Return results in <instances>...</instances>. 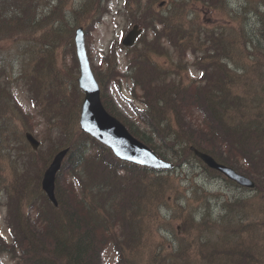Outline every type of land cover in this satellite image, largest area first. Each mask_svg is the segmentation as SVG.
<instances>
[{
    "label": "trees",
    "instance_id": "1",
    "mask_svg": "<svg viewBox=\"0 0 264 264\" xmlns=\"http://www.w3.org/2000/svg\"><path fill=\"white\" fill-rule=\"evenodd\" d=\"M69 1L0 0V35L2 28L7 25L9 28L5 30H13L21 36L36 25L39 18L47 19L49 15L53 20L50 21L53 37L43 41L39 39L38 51L43 55L42 62L34 60L37 53L33 55L35 65L26 74L29 79L26 86L31 103L39 109L47 126L55 125L53 132L48 134V137L53 138V143L38 167L36 183H32L33 174L30 171L24 170L20 175H13L18 184H23V192L26 193L31 186L37 195H24L25 211L20 208L15 211L9 207L8 213L13 212L25 228L22 229L20 225L17 230L8 228L11 244L0 234V264L4 256L16 261L15 264H56L54 259L50 262L33 255L28 246L31 234V241L35 237L40 242L52 240L56 255L63 254L60 261L66 264H79L91 256L93 240L87 243L86 234L66 242L61 224L47 216L41 219V211L37 218L42 224L41 231L35 230L25 221L27 210H42L46 206L56 212L65 207L67 195H61L59 191L61 179L68 177L77 184V196L98 198L99 201H106V205L101 212H97L92 210L91 205L82 203L88 209V215L81 217L66 212L69 225L64 224L65 228H88L93 223L103 227L107 219L117 213V220L122 224L142 221L146 228L177 219L180 221L181 235L192 236L196 240L194 248L190 246L191 250L185 248L182 241L176 247L165 238L170 248L166 246L163 249L166 251L159 247L150 250V258L145 264H264V54L258 51L264 41V30L259 33L253 23L248 27L246 19L238 15L223 18L226 23L229 21V28L225 24H220L221 28L204 26L198 17L193 16V12L191 14L188 11L192 7L190 0H166L170 7L166 13L160 9L154 10L156 0H124L125 7L132 14L131 22L139 23L143 27V34L130 48H124L119 41H112L113 53L108 57L104 54L101 65H93L106 110L159 156L168 159L169 153L175 152L174 167L189 164L195 159L205 170L220 177L218 172L207 168L193 154L190 147H194L256 182L251 195L221 199L216 213L212 198L209 195H206V199L202 198L203 195H194V186L188 188L185 195H170L171 191L178 194L181 187L173 171L157 175L142 167L121 162L107 147L80 130L78 116L83 94L76 83L78 67L72 41L74 27L70 25V17L73 16L88 33L94 29L95 20L92 22L90 18V7L101 1L84 0L81 7L72 8L68 16L69 5L63 6V3ZM191 1L200 2L214 10L223 7V3L228 4V0ZM245 1L250 7L247 10L250 18L262 20L264 0ZM43 2L52 5L46 16L38 12ZM64 29L67 30L65 35ZM147 29L151 35L145 38ZM258 33L262 34V38H258ZM232 40L239 43L233 46L234 50H256L252 53L256 59L251 60V67H232L228 44ZM63 46L65 50L61 51ZM109 49L111 52V47ZM66 50L70 51L72 70L75 71V76L70 80L63 77L62 68L57 62V57L60 60L61 53L65 56ZM118 50L124 52V71L120 69ZM188 54L193 57L194 68L199 72L197 79H188L183 70L182 60ZM0 75L9 86L15 82L4 69L0 68ZM122 79L129 84V95L122 94V97L128 102L133 118L120 111L110 94V87ZM240 87L246 89L244 94L239 92ZM4 88L5 83L0 82V106L12 107L13 100L5 97ZM70 90L76 95L74 104L65 97ZM233 99L241 101V110L233 109ZM249 102L254 110L252 113L248 108ZM67 110L69 113L63 116ZM8 115H0V160H9L6 149L13 137L18 139V146L23 152L39 153L41 145L37 151H32L25 140L24 134L28 129L15 132L16 125L11 123V129L6 122ZM196 119L200 125H196ZM195 126L200 127V132L191 133L189 128ZM62 147H70V152L56 176L55 195L59 207L55 209L41 190L40 180L53 155ZM142 178L150 184L147 195L141 185ZM124 180L136 181L140 187L135 192L127 191L121 188ZM188 191L191 196L187 195ZM193 198L201 201V208H190ZM216 199L219 200L217 196ZM120 202L121 210H118ZM168 206L172 210L176 209V212L166 218L161 208L164 207L168 213L171 211ZM126 244L128 247L129 241ZM135 247L132 250L127 248V253L137 255L140 248L139 245ZM138 258L137 255V261ZM119 262V256L115 255L114 264Z\"/></svg>",
    "mask_w": 264,
    "mask_h": 264
},
{
    "label": "rangeland",
    "instance_id": "2",
    "mask_svg": "<svg viewBox=\"0 0 264 264\" xmlns=\"http://www.w3.org/2000/svg\"><path fill=\"white\" fill-rule=\"evenodd\" d=\"M83 1L84 0H70L67 4L63 3V6L69 5L67 7V9H69L68 16L71 9L80 8ZM160 2L161 0L155 1V4H153L154 10L157 11V9H160L161 12L166 13L167 10L170 9L169 4H166L165 2L164 5L159 6ZM189 4L192 7H189L188 11H190L191 14L193 12V16L198 17L199 21L203 22L204 26H209L211 28L218 26L221 28L220 24H225L226 27L229 28V21L226 23L223 18L229 15H238L246 19L245 23L248 27L253 23L258 28L257 30L259 33L262 32L260 30H264V18L260 21H256L255 18H250V14L247 13V10L250 7L245 0H228V4L223 3V7H218L215 10L206 5L204 6L199 2L193 3L191 0L189 1ZM51 8L52 5L49 2H43L38 8V12L41 16H46L49 14V9ZM104 10L107 14H105L101 22L97 24L95 31L92 32L87 39L89 40V50L96 67L101 65L98 64L100 54L106 53L105 55L108 57L113 53V40L122 39L124 33L129 31L133 24H137L139 28L143 29L139 23H131L132 14L131 11L125 7L124 0H102V4L100 3L91 6L89 14L92 22L94 19H98L102 13L104 14ZM96 13L98 15H96ZM227 18L229 19V17ZM135 19L138 21V18ZM70 20L71 27L79 26L73 16L70 17ZM50 21L53 20L49 18V15L47 16V19L39 18L37 24L31 26L21 36L15 34V31L13 30H5V28H9V25H7L2 28L0 35V68L10 73L11 78L15 81L9 86L8 83L2 81V76L0 75V82L5 83L4 95L7 99L10 97L14 103L12 107L8 105L0 106V115L3 113L9 114L6 118V122L9 123L11 129V123L12 125H16V128H14L15 132L28 129L25 132L33 134L41 142L39 153L32 154L26 151L23 152L22 148L18 146V139L13 137L6 149V155L9 160H0V234L3 238H6L8 244L12 243L8 232L9 227L17 230V227L20 225L22 229L25 228L24 223H20L13 212L8 213L9 207H13L15 211L19 208L22 209V211H25L24 195H37L36 190H33L31 186L28 187L26 193L23 192V184H18L16 179L13 178V175H20L24 170L30 171L33 174L31 181L32 183H36L39 173V171H37L38 167L40 168V163L49 153L53 143V138L48 137V134L53 132V127L55 125L50 124L51 126H47L46 120L40 115L39 109L31 103L28 94V87L26 86L29 84V79L26 74L27 72L29 73V70L35 65V62L32 61L33 55L37 53L34 60L42 62L43 55L38 51V46H40V43L38 44L39 39L43 41L44 39L53 37ZM66 33L67 30L64 29L63 35ZM259 33L258 38H262V34ZM150 35L151 31L147 29L144 34L145 38ZM248 41L249 39L247 38V42ZM228 44L231 49L230 56L232 58L230 60L232 67H236L237 65L239 67L244 66V69H246L251 65V60L256 59L252 54L256 50L250 48H247L248 51L234 50L233 46L239 44L237 40H232L231 42H228ZM109 47L112 49L111 52L109 51ZM63 50H65L64 46L61 47V51ZM258 51H262L264 54V41L260 45ZM119 57L121 64L120 69L124 71L126 68V59L123 56V53H121V56ZM57 62L62 68H60L61 74L65 79L70 80L75 76V71L72 70L73 63L69 50H66L65 56L61 53L60 60L57 57ZM182 63L183 70L186 72L188 79H197L199 72L194 68L193 57L190 54L184 56ZM250 69L251 68L248 70ZM66 85L69 86V83H66ZM117 90L128 95L129 84L124 79L120 80L110 88V94L114 97L116 104L122 113L128 117H132L130 109L127 107L126 103H124ZM244 91H246L245 88H239L240 93L244 94ZM65 97L74 104L76 95L72 90H70L69 94ZM48 108L49 107H47V109ZM71 108L72 107L69 109ZM248 108L250 113L254 112L250 102L248 103ZM67 113H69L68 110L62 115L64 116ZM48 114L50 115L49 112ZM198 117L199 116H197V118ZM196 121V125H200V121L197 119ZM189 130L191 133L200 132V127L195 126L189 128ZM15 132L13 131V133ZM60 149H58V151ZM178 149H181V147H178ZM174 154L175 152H170L168 160L171 163L176 164L174 163ZM171 171L176 175V181L179 182L181 187L178 194L175 191H171L170 195H185L187 189L194 186V189L196 190L194 195H203L202 198L205 199L206 195H209L212 198L213 209L216 213L221 199L235 195H251L253 193L250 189L238 187L221 176L216 177L211 172L205 170L202 164L195 159H192L189 164H184L181 167H174L173 169H170V172ZM136 181H138V179H136ZM136 181L129 182L128 180H124L125 183H122L121 188L130 192H135L140 187V183ZM141 185L143 186L145 194H149L150 184L145 178L141 179ZM76 189H78L77 184H75L70 177L61 179V192L59 191V193L61 195H67L65 198V207L56 212L52 211L51 207L46 206L42 210L41 208L27 210L25 221H27L30 226H33L35 230L41 231L42 224L37 220L39 212L41 211V219L47 216L52 220L56 219V221L61 224L65 234V240H67L66 242L75 240L80 235L86 234L87 243L90 239L93 240L92 254L91 256H87L84 261L79 262V264H114L115 255L119 256L120 262L118 264H136V262L137 264H145L146 260L150 258V250H157L158 247L160 250L166 251L163 250L166 246L170 248V244H174L177 247L179 242L182 241L185 248L191 249L190 246L194 248V241L196 240L192 236L181 235L180 221L177 219H173L169 222H161L159 225H153L146 228L142 221L134 220L130 223L122 224L117 220L118 214L113 213V215L107 219V224L103 227L97 226L93 223L88 228H78L74 230L70 226L65 228L64 224L69 225V221L66 218V212L68 214L75 213L78 216L84 217L88 215L86 212L88 209L83 204L91 205L92 210L97 212H101L106 205V201H99L98 198L86 199L85 196H77ZM167 195H169V192H167ZM187 195L191 196L192 194L188 191ZM216 196L219 200L216 199ZM196 199H192L190 205L192 210L201 208V201H197ZM4 202H6V206L4 205ZM58 207L59 203L57 202L56 205H54V208L58 209ZM168 208L171 209L170 206H168ZM118 210H121V202L118 204ZM175 212L176 209H171L170 212L166 213L164 207L161 208V213L166 218H169L171 214L173 215ZM106 216L107 215H105V217ZM119 223H121L122 226H120ZM125 225H127V228ZM131 230L135 233H132ZM143 233H146L147 235L143 236ZM31 235L28 246L31 248L35 257L44 258L46 261L50 262L54 259L56 264H66L65 262L60 261V258H63V254L56 255L54 242L52 240H43L40 242L39 238L34 236L35 238L31 241ZM165 238H167L170 244L167 243ZM127 241L130 243L128 247H126ZM137 245H139L140 248L137 254L139 256L138 261L137 255L132 253L131 256L126 250L127 248L128 250H132L133 248L136 249L135 246ZM1 260L3 264L16 263V261H13L10 257L7 258L6 256L2 257Z\"/></svg>",
    "mask_w": 264,
    "mask_h": 264
},
{
    "label": "water",
    "instance_id": "3",
    "mask_svg": "<svg viewBox=\"0 0 264 264\" xmlns=\"http://www.w3.org/2000/svg\"><path fill=\"white\" fill-rule=\"evenodd\" d=\"M140 32L141 30L135 25L125 36L122 43L125 46L133 45ZM75 45L79 64L77 83L79 88L84 92L80 113V126L82 131L109 147L121 160L155 170L171 168L172 165L170 163L159 159L149 147L133 137L120 121L104 109L100 100L99 86L87 57L82 28H78L75 32ZM25 137L32 149L37 150L40 144L39 141L30 133H26ZM192 150L209 168L217 170L242 187L254 188V182L246 176L237 173L232 168L217 163L207 154L201 153L194 148ZM67 152L68 149H64L54 156L42 178V189L55 205V177Z\"/></svg>",
    "mask_w": 264,
    "mask_h": 264
},
{
    "label": "bare ground",
    "instance_id": "4",
    "mask_svg": "<svg viewBox=\"0 0 264 264\" xmlns=\"http://www.w3.org/2000/svg\"><path fill=\"white\" fill-rule=\"evenodd\" d=\"M232 106L234 107L233 109L234 110H241V107H242V105H241V101L240 100H237V99H233L232 100Z\"/></svg>",
    "mask_w": 264,
    "mask_h": 264
}]
</instances>
